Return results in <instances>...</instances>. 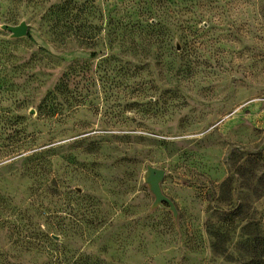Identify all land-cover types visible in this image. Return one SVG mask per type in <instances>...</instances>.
Instances as JSON below:
<instances>
[{
  "label": "rangeland",
  "instance_id": "rangeland-1",
  "mask_svg": "<svg viewBox=\"0 0 264 264\" xmlns=\"http://www.w3.org/2000/svg\"><path fill=\"white\" fill-rule=\"evenodd\" d=\"M1 2L0 117L24 120L0 160V264H249L264 0Z\"/></svg>",
  "mask_w": 264,
  "mask_h": 264
},
{
  "label": "trees",
  "instance_id": "trees-1",
  "mask_svg": "<svg viewBox=\"0 0 264 264\" xmlns=\"http://www.w3.org/2000/svg\"><path fill=\"white\" fill-rule=\"evenodd\" d=\"M2 0H0V16H1V6H2ZM13 1V0H11ZM7 45H13L15 43L11 41L3 42ZM2 58H0V65L4 64L2 63ZM4 66V65H3ZM3 71H0V75ZM10 88L11 85H8L4 79H0V91L3 90V88ZM1 93V92H0ZM24 120L23 117H16V118H10V119H3L0 117V141L4 140L7 141V143H3L0 145V160L10 157L12 155L18 154L19 151L23 147V142L20 139L19 135L22 133L20 130H18L16 127L18 125V121ZM11 131L12 134H8V132ZM261 241L258 248L254 251V259L249 264H264V246Z\"/></svg>",
  "mask_w": 264,
  "mask_h": 264
},
{
  "label": "water",
  "instance_id": "water-1",
  "mask_svg": "<svg viewBox=\"0 0 264 264\" xmlns=\"http://www.w3.org/2000/svg\"><path fill=\"white\" fill-rule=\"evenodd\" d=\"M4 29L11 32L14 37L21 38L27 35L29 26L23 22L18 26L6 25L4 26ZM165 174L166 172L162 169L149 167L147 174V182L155 195V203L169 205V207L174 211V213H176L173 202L162 193L160 188V182L164 178Z\"/></svg>",
  "mask_w": 264,
  "mask_h": 264
}]
</instances>
